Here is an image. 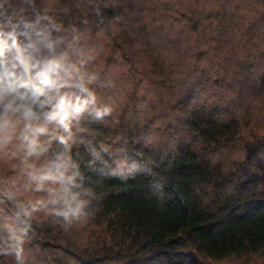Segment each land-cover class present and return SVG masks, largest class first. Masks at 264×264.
Returning <instances> with one entry per match:
<instances>
[{
  "label": "trees",
  "instance_id": "16d2710c",
  "mask_svg": "<svg viewBox=\"0 0 264 264\" xmlns=\"http://www.w3.org/2000/svg\"><path fill=\"white\" fill-rule=\"evenodd\" d=\"M37 3L81 29L115 101L74 129L80 151L150 171L109 181L68 232L42 220L26 264H264V0Z\"/></svg>",
  "mask_w": 264,
  "mask_h": 264
},
{
  "label": "clouds",
  "instance_id": "9594fccd",
  "mask_svg": "<svg viewBox=\"0 0 264 264\" xmlns=\"http://www.w3.org/2000/svg\"><path fill=\"white\" fill-rule=\"evenodd\" d=\"M95 60L76 23L37 0H0V257L14 264H26L25 245L42 220L68 232L109 181L150 171L109 155L102 142L79 149L74 129L86 117L104 121L116 107L98 97Z\"/></svg>",
  "mask_w": 264,
  "mask_h": 264
}]
</instances>
